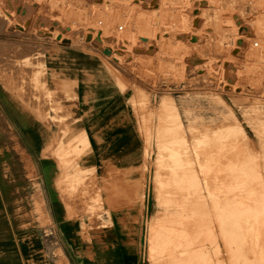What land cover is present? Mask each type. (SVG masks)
<instances>
[{"label": "rangeland", "instance_id": "obj_1", "mask_svg": "<svg viewBox=\"0 0 264 264\" xmlns=\"http://www.w3.org/2000/svg\"><path fill=\"white\" fill-rule=\"evenodd\" d=\"M189 1L192 2V0ZM173 5L174 9L170 14L161 16L158 19V26L162 34L165 35L166 33L165 36L169 37L166 47L168 55L154 62L145 59L136 61L132 57L127 58L126 64L122 66L112 60L111 55H106L107 51L99 42H88L85 37L83 38L84 30H80L81 32L75 34L73 39L65 40L37 31L42 25L49 24L52 11L48 4H33L35 10L31 17L33 22L35 21L34 29L36 31L31 36L19 37L13 32L15 30H11V37L3 36L1 38L13 42L21 41V38H24V41L34 45L35 50L28 57V60L32 63L31 66L22 72L7 73L6 71V73L2 72L1 75L5 76L7 74V79L12 84V88H15V91L20 88L22 93L29 94L30 102L37 104L40 108H50L52 110L53 115L48 112L45 117H50L59 130V146L61 147L76 141V139H72L68 144H64L69 134L71 137L73 136L76 117L75 113L69 112L67 106L56 101V92L50 91L53 87L52 82L54 81L57 84L59 81H63L64 78L65 81L74 79L70 77V72H76L77 69L69 70L68 67L74 63L86 64L90 68L96 67L88 61L81 63L82 58L100 56L112 60L113 75L107 72L104 73L107 76L104 87L112 90L111 86L106 85L116 83L120 90L125 91H122L124 93L122 107L133 120L135 132L140 139L139 164L142 167L138 169L140 171L139 178L131 177V184L128 186L132 190L130 191L131 198L125 201H116L121 204L118 207L120 209H139L141 226L137 235L140 238L141 247L131 250L130 264H150L149 236L153 234L151 232V221L158 214L161 216L167 212L172 213L174 208L170 205L177 204V201L169 199L173 196L167 192L169 187L168 178H170L172 169L164 161L157 159L158 156H162L160 152L161 144L157 141L159 133L157 127L163 118L172 117L173 115V111L162 106L164 100L172 99L171 101L175 105L183 125L182 129L178 130L173 120L176 127L174 133L167 137L169 148H176L181 151L185 147V141L190 137V129L201 131L206 128L208 130L207 137L209 138L207 147L210 151L216 154L220 152L223 154L233 153V151L228 152L229 147L225 151L219 143L225 139H233L234 134L231 131L228 132V127L231 124L234 125V118L240 122L249 139L254 141L251 147L253 150L251 156L248 155L245 146L239 145L236 150L238 160L248 159L250 160V166H253V162L258 157L262 159L264 156L262 152L264 146H259V139L248 124L255 125L264 139V114L236 106L232 101L233 97L264 100V44L262 45L264 40V0H254V3L240 0L236 4H229L233 10H236L238 20L243 21L241 24H246V22L257 23L252 26L251 33L253 36L250 37L251 40H246L244 46L234 43L238 30L233 23L230 24L232 25L231 31H225L229 29L228 20L221 17L225 7L216 8L214 16L210 18L203 11L199 26L194 27L192 24L193 14L191 13L194 7H198V5L195 3ZM212 5L223 7L224 4ZM122 11L123 14L127 13L126 10ZM114 13L115 11L111 10L109 13L104 14L113 17ZM186 29L188 33L202 37V41L211 40V48L204 51L198 50V53L187 51L185 49L186 40L183 41L182 38ZM223 37L227 41L224 40V43H221L219 40H222ZM256 42L259 44L257 47L254 46ZM179 43L184 44L181 46ZM234 46L239 48L242 46L243 49H239L238 54L233 55ZM250 52L255 55L258 54V58L261 55L262 57L255 59L249 56ZM193 56L204 58L205 62L200 60L196 61L195 64L189 62L190 59H195ZM50 57V63L44 69L46 60ZM51 64L53 67L58 66V68L50 69ZM203 64L206 65V71H195L196 67H201ZM254 67H258L260 70L258 77L249 74V70ZM55 69L59 71V74L55 72ZM114 75L117 79H114ZM110 77L114 79L112 82H110ZM20 80H23L22 84H20ZM236 85L238 89H235ZM73 86L76 85L72 82L71 87ZM62 96L68 100L76 98L75 92L71 90L64 92ZM160 137L164 138L163 133ZM78 150L81 153L78 156L75 155L76 162L88 153V146H81ZM162 153L164 159L169 157L166 148L162 149ZM244 156L246 159H243ZM222 160L220 166H215L214 162L208 163L207 169L212 180L216 175H219L223 181L225 177L233 175L228 171V166L235 163ZM240 164H242V161L239 162L235 175L242 181L245 177L242 175L243 170H241ZM94 175L96 177V174ZM156 179L163 180V183L156 185ZM227 180L228 182H224L219 188L215 189L213 198L207 192L203 196H198V202L204 204L205 208L196 210L197 217L201 220L212 218L216 220L223 214H232L234 215L232 218L236 217L239 226L236 229L231 226L225 229L222 240L219 241V250L215 244L216 235L211 229H206L203 232L206 244L204 254L192 256V261H211V259L217 257L221 264H243L244 261H247V264H264V193L260 191L259 186L252 177V173L246 178L249 186L242 191L241 189L239 191L237 183H234L237 191L235 195L232 193L235 189L232 182L233 178H227ZM92 198H96L95 192L87 194L78 202L77 206L80 211H89L98 215L74 218L80 219L83 224L88 225L84 228H88L90 232L95 230V227L108 226L111 218L102 198L101 201H96L97 208L94 207L96 199L93 200ZM168 206H170V209L166 211ZM208 212L209 215L206 214ZM163 222L164 216H162V225ZM84 239L91 240L88 235ZM58 251L54 252L57 253ZM50 252L53 253L51 250ZM156 253L160 254L159 245ZM239 255L240 257L237 258ZM61 257L65 259L63 261H66L61 264H69L70 254L63 252ZM183 264L185 263L183 262Z\"/></svg>", "mask_w": 264, "mask_h": 264}, {"label": "bare ground", "instance_id": "obj_2", "mask_svg": "<svg viewBox=\"0 0 264 264\" xmlns=\"http://www.w3.org/2000/svg\"><path fill=\"white\" fill-rule=\"evenodd\" d=\"M237 1L240 0H192V2L189 0H0V84L13 92L18 101L27 104V107L39 120L44 121L46 124L53 121L50 117H45L44 114L40 113L39 109L32 105V102L29 101V94L22 93L20 88H17L16 91L15 88H12V84L7 79V74L5 76L1 75L2 72L6 73V71L7 73L22 72L32 64L28 60V57L35 50L34 45L24 41V38H21V41L14 42L2 40L1 38L3 36L11 37V30H15L13 32L19 37L31 36L36 31L34 29L35 21L33 22V18L31 17L34 14L35 9L33 4L35 3L48 4L52 11L49 24L42 25L37 31L65 40L73 39L75 34L81 32L80 30H84L85 33L82 34L83 38L85 37L88 42H99L107 51L106 55H111L112 60H115V62L123 66L126 64L127 58L134 57L132 59L136 61H143L145 59L149 62H154L168 55L166 53V47L169 37L165 36L166 33L165 35L162 34L158 26V19L161 16L170 14L174 9L173 4L195 3L198 5V7H194L191 13L193 14L192 24L194 27L199 26L200 20H202L201 16L204 13L203 11L210 18L214 16L216 8L225 7V10L221 13L222 19H227L229 23V29L225 31H231L230 28L232 25L230 24L233 23L238 30L237 37L234 38V43L244 46L243 44L246 40H251L250 37L253 36L251 33L253 30L252 26L257 23L246 22V24H241L243 21L238 20L236 10H233L229 5L236 4ZM243 1L254 3V0ZM212 4L224 5L223 7H214ZM111 10L115 11L113 17L104 14L109 13ZM122 10H126L127 13L123 14ZM176 13L178 14V11ZM197 36V34L192 35L188 33L187 29L184 31L182 38L184 39L183 41L186 40L185 49L187 51L198 53V50L204 51L205 49L211 48V40L202 41L203 38ZM224 40L227 41L225 37L219 41L224 43ZM179 44L183 46L184 43ZM242 46L240 48L234 46L233 55H237L238 50L243 49ZM249 56L255 59L258 58V54L255 55L251 52ZM261 57L262 55L258 59ZM111 59L90 56L87 59L82 58L81 63L88 61L90 64L96 65L95 68H90L86 64L81 65L79 63H74L68 67L69 70H92L93 78L85 77L84 80L87 81L89 79V82L92 83L93 81L99 88H103L107 77L104 73L107 72L113 75ZM50 60L51 57L46 60L44 69L48 67ZM198 60L205 62L204 58L199 57L190 59L189 62L195 64ZM205 67L206 65L203 64L201 67H196L195 71H206ZM259 73L260 70L258 67L249 70V74L256 77H258ZM115 78L117 79L116 76ZM109 79L110 82L114 80L112 77ZM20 81V84H22L23 80ZM108 86L113 88L111 90L112 96L119 94L120 91L125 92L124 90H120L116 83L108 84ZM235 89H238L237 85ZM171 100L167 99L162 102V106L165 109L173 111V118H163L157 127L159 132L157 141L161 144L160 152L162 154L157 159L162 162L164 161L172 169L170 178H168L169 187L167 192L173 196L169 197V199L177 201V204L173 206L169 204L174 208L172 213L167 212L161 216L158 214L151 221V232L154 235L149 236V262L150 264H173L176 262L178 264H183V262L185 264H221L217 257L211 259V261H192V256L204 254V246L206 244L204 242L203 232L206 229H211L216 235L215 244L219 250V241L222 240L223 232L230 226L233 229L238 228V221L235 219L236 217L232 218V216L234 217L232 214H223L216 220L214 218L209 220L199 219L196 210L204 209L205 205L198 202V196H203L207 192L213 198L215 189L219 188L224 182H228L227 178H233V184L237 183V189L239 191L241 189L242 191L249 186L246 178H248L250 173H252V177L259 186L260 191L264 193V156L262 159L258 157L253 162V166H250V160L248 159L238 160L236 150L239 148V145L245 146L248 155L251 156L253 154L251 147L254 141L249 139L240 122L234 118V125L231 124L228 127V132L231 131L234 134L233 139H225L219 143L225 151L229 147L228 152L233 151V153L223 154L220 152L216 154L210 151L207 147L209 138L207 137L208 130L206 128L201 131L190 129V137L185 141V147L181 151L176 148H169L167 146V137L175 131L176 126L174 121L178 130L182 129L183 126L177 109ZM232 101L236 106L264 114V100L258 101L256 99L233 97ZM134 117L136 118L135 115ZM248 124L252 132L258 137L259 146H264L262 133L252 123ZM162 133L164 138L160 137ZM81 146H89L85 135L78 137L76 141L67 147L62 146L60 148L61 151H59L58 157L61 162V175L75 162V155L78 156L81 153L78 150ZM164 148L169 152V157H166V159H164L162 153V149ZM262 152L264 153V150ZM222 159L235 163L232 166H228V171L233 175L225 177L224 181L219 175H216L212 180L207 169L208 163L214 162L215 166H220V163L223 162ZM243 159H246V157L244 156ZM241 161L242 175L245 177L242 181L235 175L239 167V162ZM63 176L58 181V185L59 189H62L66 193L63 196L69 218H72L76 214V199L72 195H75L78 201H81L87 194L95 192V208H97L96 201H101V198L106 204V207H112V197L110 192L105 188L106 184L101 188L97 183L94 173L89 172L88 174L83 172L82 169H76L71 177L67 174ZM162 183L163 180L156 179V185H161ZM65 187L67 188L64 189ZM232 193L233 195L237 193L236 187ZM170 206H168L166 211L170 209ZM80 213H84L83 210ZM86 214L95 215V213L89 211ZM206 214L209 215V212ZM162 216H164L163 225ZM167 216H169L168 219ZM236 238L238 237L236 236ZM158 245L160 254L156 253ZM239 257L240 255L237 258ZM188 259L189 261H187ZM247 263V261L243 262V264Z\"/></svg>", "mask_w": 264, "mask_h": 264}, {"label": "crops", "instance_id": "obj_3", "mask_svg": "<svg viewBox=\"0 0 264 264\" xmlns=\"http://www.w3.org/2000/svg\"><path fill=\"white\" fill-rule=\"evenodd\" d=\"M92 72L71 71L74 79L53 81L50 91L75 113L73 136L69 134L64 144L82 135L89 143L88 153L64 174L71 177L76 169L95 172L98 185L106 184L112 197V207H106L110 224L93 226L96 229L91 232L85 229L88 225L74 218L98 214L80 213L75 195L76 214L67 216L66 193L58 185L64 177L58 157L59 130L52 121L39 120L27 104L0 84V264H61L66 262L63 252L70 254L69 264H130L131 250L141 247L139 209H120L116 202L131 198V177L139 178L140 139L122 107L124 93L112 96L108 88L85 81V77L93 78ZM72 82L76 86L71 87ZM68 90L76 98H64ZM32 105L44 115H53L50 108ZM86 235L91 240L84 239Z\"/></svg>", "mask_w": 264, "mask_h": 264}, {"label": "built area", "instance_id": "obj_4", "mask_svg": "<svg viewBox=\"0 0 264 264\" xmlns=\"http://www.w3.org/2000/svg\"><path fill=\"white\" fill-rule=\"evenodd\" d=\"M258 45H259V44H258L257 42H256V43H254V46H255V47H257Z\"/></svg>", "mask_w": 264, "mask_h": 264}]
</instances>
